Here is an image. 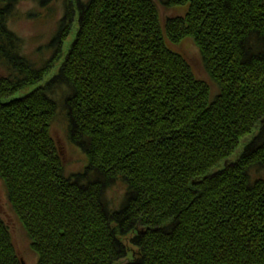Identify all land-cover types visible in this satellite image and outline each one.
Returning a JSON list of instances; mask_svg holds the SVG:
<instances>
[{"label": "trees", "instance_id": "16d2710c", "mask_svg": "<svg viewBox=\"0 0 264 264\" xmlns=\"http://www.w3.org/2000/svg\"><path fill=\"white\" fill-rule=\"evenodd\" d=\"M29 1L59 2L0 0V179L37 264H264V0H164L187 7L164 24L153 0H61L42 60L7 27ZM185 39L207 81L171 49ZM0 264H24L1 217Z\"/></svg>", "mask_w": 264, "mask_h": 264}, {"label": "rangeland", "instance_id": "374dc122", "mask_svg": "<svg viewBox=\"0 0 264 264\" xmlns=\"http://www.w3.org/2000/svg\"><path fill=\"white\" fill-rule=\"evenodd\" d=\"M159 11V20L164 24L167 19L173 17H181L187 12V7L181 6L176 8H167L164 5V0H153ZM55 11L52 13L51 18L46 17V12L39 8L37 4L29 2H21L12 11L8 20L7 27L22 40L23 53L35 60L49 59L52 52L48 50V44L52 39V35L56 31L57 21L62 17L63 6H61V0L55 2ZM49 15V14H48ZM74 39L73 33L64 43V53L69 48V44ZM175 52H178L185 57L187 62L190 63L193 73L203 80L207 81V74L204 71L202 62L200 61L199 51L192 41L185 39L183 43L178 46H172ZM60 62L56 64L53 70L47 73L43 81L34 84L26 90V93L32 92L33 89L43 87L51 77L58 71ZM5 72L0 69V76ZM210 83V82H209ZM212 94L216 95L217 89L211 84ZM55 120L53 121L51 132L52 138L57 144L59 154L61 155L62 166L64 167V173L69 174L80 173L86 167V156L75 145L70 144L66 133V122L64 121V115L61 110L57 111ZM252 136L245 137L241 145L231 156H238L243 150V144L250 141ZM262 176L264 173H261ZM254 175V171L252 172ZM256 175V173H255ZM124 188L118 183L113 184V187L108 190L106 196L111 204V207L120 205L123 200ZM0 217L9 226L10 233L12 235L13 244H15L17 254H19L24 264H37V255L31 249L30 243L24 232L21 223L16 218L14 211H12L11 205L7 200V193L3 181L0 179Z\"/></svg>", "mask_w": 264, "mask_h": 264}]
</instances>
